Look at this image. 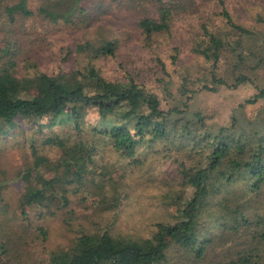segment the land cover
Instances as JSON below:
<instances>
[{"label":"trees","instance_id":"1","mask_svg":"<svg viewBox=\"0 0 264 264\" xmlns=\"http://www.w3.org/2000/svg\"><path fill=\"white\" fill-rule=\"evenodd\" d=\"M79 1L40 0L36 9L50 22H67ZM130 1L147 46L174 20L191 24L190 9L201 12L192 0H148V8L142 0ZM4 10L10 21L14 12L30 14L19 3ZM253 19L254 24L236 22L224 0H214L200 13L189 40L200 65L179 67L177 50L167 64L154 54L157 66L149 79L101 74L95 61L116 54L120 41L114 36L77 40L81 65L53 74L25 57L26 70L17 75L14 59L25 47L2 40L0 135L10 133L31 157V167L17 174L19 217L6 214L0 183V253L6 262L14 264L27 243L31 218L40 223L59 211L71 217L70 196L80 201L100 196L98 208L112 207L116 182L97 171L108 156L156 184L164 217L150 222L143 237L106 224L72 227L65 217L73 235L67 244L43 249L38 264H163L171 247L185 253L187 264H264V31L255 25L264 20L259 13ZM235 90L248 93L232 107L211 106L214 98ZM13 217L20 232L10 223ZM35 232L46 239L41 223Z\"/></svg>","mask_w":264,"mask_h":264},{"label":"rangeland","instance_id":"2","mask_svg":"<svg viewBox=\"0 0 264 264\" xmlns=\"http://www.w3.org/2000/svg\"><path fill=\"white\" fill-rule=\"evenodd\" d=\"M142 1L145 8L151 4L148 0ZM192 1L202 12V10L212 8L214 0ZM124 2L125 0H122L116 4L106 0H80L79 9L69 21L50 22L43 18L36 9L40 0H0V42L5 39H14L25 47L22 55L19 54L14 59L17 75H22L26 70V62L23 60L25 57H30L39 69L48 74H53L58 69L67 70L79 67L81 62L74 51L75 42L98 38L97 33L104 37L114 36L120 41V47L113 57L95 61V65L106 78H119L128 72L137 73L141 79H149V75L157 66L154 54L167 64L169 55L176 50L179 67L193 70L196 64L200 65V60L188 48L201 12H193L190 9L191 24H188L185 19L174 20L166 32L155 37L147 46L135 26L137 13L131 8L132 1ZM224 2L236 22L243 25H248L249 22L254 24L251 17L254 16L255 19L258 13L264 20V0H224ZM16 3L24 6L30 14L23 16L14 12L10 21L4 7ZM127 8L130 10L128 11ZM182 14L185 12L181 11L177 16L180 17ZM255 25L264 31L262 22ZM261 84L264 85V82ZM247 93L246 90H235L223 99L214 98L211 106L219 108L222 103H226L232 107L229 104L234 105ZM228 110L225 109L226 113ZM233 113L241 122L243 119L241 112L235 110ZM105 161V165L100 166L97 171L101 179L116 182L114 185L116 199L112 207L108 210L98 208L96 202L100 196L92 197L87 201H80L79 195L70 196L69 209L73 211L71 217L68 218L67 213L59 211L56 216L47 217L40 222L47 230L46 239L43 241L37 237L35 232L36 226L40 223H36L31 218L30 225L26 226L24 231L27 243L18 250V257L14 264H38V261L44 259L43 249L67 244L73 232L67 228L65 217L68 218L67 221L72 227L78 225L92 230L106 224L116 232L133 237L145 236L148 233L150 222L164 217L163 210L159 209L156 203L159 198L154 186L156 184L149 185L148 178L142 177L137 170L126 169V163L122 161L113 160L108 156ZM30 163L31 157L27 146H23L10 133L0 135V183L3 185L1 196L8 208L6 214L10 217L11 215L18 216L14 206L15 198L20 191L21 179L17 180V174L20 173L23 176L25 169L31 167ZM158 180H160L159 177ZM13 218L10 223L20 232L19 220L17 217ZM189 262L190 259L181 249L171 247L166 251L163 264H187ZM0 264H9L1 253Z\"/></svg>","mask_w":264,"mask_h":264}]
</instances>
